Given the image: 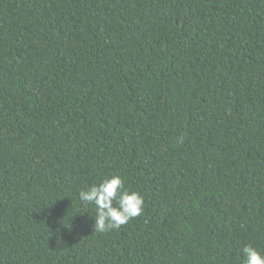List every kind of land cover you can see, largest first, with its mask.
<instances>
[{
  "label": "trees",
  "instance_id": "16d2710c",
  "mask_svg": "<svg viewBox=\"0 0 264 264\" xmlns=\"http://www.w3.org/2000/svg\"><path fill=\"white\" fill-rule=\"evenodd\" d=\"M113 175L143 212L95 232L78 195ZM246 245L264 255V0H0V264Z\"/></svg>",
  "mask_w": 264,
  "mask_h": 264
},
{
  "label": "clouds",
  "instance_id": "9594fccd",
  "mask_svg": "<svg viewBox=\"0 0 264 264\" xmlns=\"http://www.w3.org/2000/svg\"><path fill=\"white\" fill-rule=\"evenodd\" d=\"M78 199L84 207H95V216L91 218L94 231L100 233L120 229L140 216L144 208V197L126 189L119 175L105 177L98 184L81 190ZM242 251L243 264H264V255L252 245L244 246Z\"/></svg>",
  "mask_w": 264,
  "mask_h": 264
}]
</instances>
